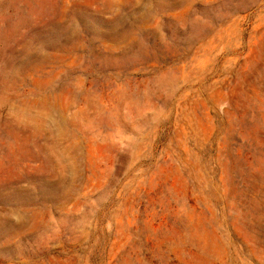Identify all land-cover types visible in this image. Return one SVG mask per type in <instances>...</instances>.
Returning a JSON list of instances; mask_svg holds the SVG:
<instances>
[{
  "label": "rangeland",
  "instance_id": "374dc122",
  "mask_svg": "<svg viewBox=\"0 0 264 264\" xmlns=\"http://www.w3.org/2000/svg\"><path fill=\"white\" fill-rule=\"evenodd\" d=\"M0 264H264V0H0Z\"/></svg>",
  "mask_w": 264,
  "mask_h": 264
}]
</instances>
